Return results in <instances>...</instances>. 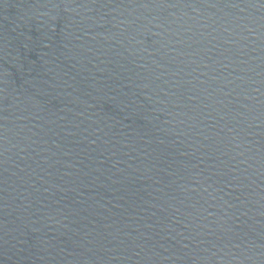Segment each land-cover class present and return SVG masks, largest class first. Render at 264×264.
Masks as SVG:
<instances>
[{"label": "water", "instance_id": "95a60500", "mask_svg": "<svg viewBox=\"0 0 264 264\" xmlns=\"http://www.w3.org/2000/svg\"><path fill=\"white\" fill-rule=\"evenodd\" d=\"M264 165V0H0V264Z\"/></svg>", "mask_w": 264, "mask_h": 264}]
</instances>
